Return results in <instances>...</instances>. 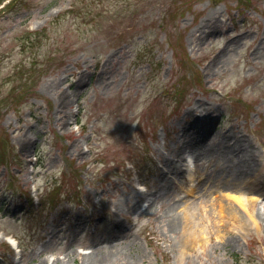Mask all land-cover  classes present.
<instances>
[{
	"label": "rangeland",
	"instance_id": "rangeland-1",
	"mask_svg": "<svg viewBox=\"0 0 264 264\" xmlns=\"http://www.w3.org/2000/svg\"><path fill=\"white\" fill-rule=\"evenodd\" d=\"M33 31L45 35L30 45ZM263 33L264 0L1 5L0 154L9 152L0 157V264H82L99 250L114 253L110 264H264V229L253 221L264 195L246 180L194 188L233 164L221 133L229 147L231 133L248 137L264 172ZM178 139L212 146L170 175L167 198L127 211ZM238 198L256 205L247 211ZM221 203L237 208V222ZM188 216L198 235L190 244L188 229H172ZM52 227L58 237L38 250Z\"/></svg>",
	"mask_w": 264,
	"mask_h": 264
},
{
	"label": "bare ground",
	"instance_id": "bare-ground-1",
	"mask_svg": "<svg viewBox=\"0 0 264 264\" xmlns=\"http://www.w3.org/2000/svg\"><path fill=\"white\" fill-rule=\"evenodd\" d=\"M205 27H208V31H205V35L208 36L212 34L214 31L213 29L216 28L214 24L205 25ZM199 30V28L197 29ZM204 32V31H203ZM202 33V32H201ZM241 36L232 37L229 39L227 45H233V44H239L240 43ZM264 45V33L263 36L260 37L259 45L256 47L255 51L260 48H263ZM226 47V46H225ZM225 47H223L217 55L214 57L212 61V65H216L217 63L221 62L224 52L226 50H223ZM84 74V73H82ZM80 75V78L78 79V82L76 83L75 90L79 89L81 85L83 84V80L85 81V75ZM70 96H65L63 100L61 101L60 105L64 106L68 103H70ZM210 114V112H209ZM201 119H206L205 117H201ZM202 122V121H201ZM227 133V132H226ZM226 133H221L222 140L219 141L221 143L225 140V146L222 150V153L225 154L227 152H231L232 154L230 160L232 161V165L229 168H225L224 165H221V168L216 171L215 173H210L205 178L199 180L195 184L194 188H198L199 186L204 187L205 184L209 182L211 178H214V180L218 181V185L221 183H225L227 185L233 186V187H239L241 185L245 184V180L248 183H251V187H256L257 191H259L260 194L264 195V176L263 171L260 169L259 164L257 163V156L256 153H253L251 149V141H248V137L241 133H231L232 135H236L235 138L233 137V146L229 147V145L226 144L227 135ZM228 134V133H227ZM187 142V143H186ZM209 146H212L210 144H207L205 142H199V141H184V140H176L174 142V149L176 154H172V151L165 154L163 156V164L158 166V174H157V183L154 185L153 189L149 191L148 193H143L141 191H135V196L133 201L131 203L125 204L127 211H133L135 210V213H138L139 210L142 212H145L149 209L151 206L152 197H161V198H167L169 185H170V175H184L185 170L187 168L182 167V160H186L187 158H192L195 162L200 161L204 157L205 150L209 148ZM229 158V157H228ZM253 183V184H252ZM134 187L133 185H131ZM149 194V195H148ZM239 199V198H238ZM179 200V199H178ZM240 200V204L243 207H246V210L248 211V208H254L256 203L248 204L244 203L242 199ZM238 200V201H239ZM147 203V204H145ZM144 206V208H142ZM141 212V213H142ZM221 212L229 218L231 222H237L239 217V211L237 208L233 205L226 206V204L221 203ZM255 224L258 228L264 229V211H259L254 215ZM261 221V222H260ZM196 220H194V216H188L183 218L175 219V222L172 225L173 230L180 229L179 226L186 228L189 230L188 233V244L189 241H196L198 239L197 231L193 229L195 226ZM117 227L123 228L126 227V224L124 222H118L114 228L117 229ZM113 228V229H114ZM56 227H52L50 229H47L45 237L42 239L41 244L38 246V250H42L43 248L49 246L54 242V239L58 237V232ZM40 236V235H39ZM116 258H114V253L106 252L104 253L103 250L95 251L93 253H88L83 255V261L82 264H110L112 263Z\"/></svg>",
	"mask_w": 264,
	"mask_h": 264
},
{
	"label": "trees",
	"instance_id": "trees-1",
	"mask_svg": "<svg viewBox=\"0 0 264 264\" xmlns=\"http://www.w3.org/2000/svg\"><path fill=\"white\" fill-rule=\"evenodd\" d=\"M43 35H45V31H43V32H40V33H37V34H35L34 32L28 37V38H26V39H24L25 40V42L27 43V42H29L30 43V45H31V42L30 41H32L33 42V37L35 36V38H37V37H40V36H43ZM29 38H30V40H29ZM34 43V42H33ZM9 152V150L8 149H6L5 151H4V153H2V154H0V157L2 158V159H4V158H6V154Z\"/></svg>",
	"mask_w": 264,
	"mask_h": 264
}]
</instances>
